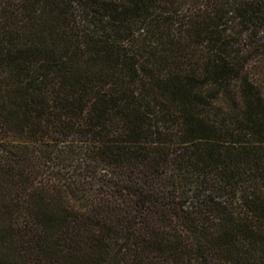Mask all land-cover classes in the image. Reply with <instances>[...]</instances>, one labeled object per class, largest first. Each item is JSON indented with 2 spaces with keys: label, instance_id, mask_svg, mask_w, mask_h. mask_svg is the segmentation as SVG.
<instances>
[{
  "label": "trees",
  "instance_id": "trees-1",
  "mask_svg": "<svg viewBox=\"0 0 264 264\" xmlns=\"http://www.w3.org/2000/svg\"><path fill=\"white\" fill-rule=\"evenodd\" d=\"M0 264H264V0H0Z\"/></svg>",
  "mask_w": 264,
  "mask_h": 264
}]
</instances>
